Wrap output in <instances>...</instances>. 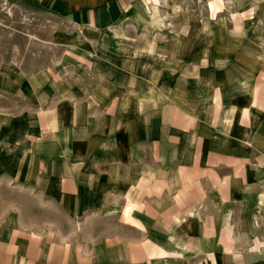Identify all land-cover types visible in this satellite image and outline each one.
<instances>
[{
	"label": "crops",
	"instance_id": "1",
	"mask_svg": "<svg viewBox=\"0 0 264 264\" xmlns=\"http://www.w3.org/2000/svg\"><path fill=\"white\" fill-rule=\"evenodd\" d=\"M29 1L101 32L162 0ZM253 49L232 100L141 92L121 109L111 102L104 122L74 107L66 126L81 132L82 154L68 155L82 165L52 154L30 182L79 216L70 222L82 234L25 233L0 219V264H264V238L246 246L237 235L264 200V52Z\"/></svg>",
	"mask_w": 264,
	"mask_h": 264
},
{
	"label": "rangeland",
	"instance_id": "2",
	"mask_svg": "<svg viewBox=\"0 0 264 264\" xmlns=\"http://www.w3.org/2000/svg\"><path fill=\"white\" fill-rule=\"evenodd\" d=\"M134 14L98 32L29 0H0V219L7 224L25 233L82 234L70 222L79 216L30 182L52 154L82 165L71 156L82 154L81 132L66 126L74 107L104 122L111 102L121 109L141 92L172 95L182 87L204 100L217 91L232 100L244 92L240 70L250 71L240 57L256 47L264 52V0H162ZM260 204L255 225L236 228L246 246L264 238Z\"/></svg>",
	"mask_w": 264,
	"mask_h": 264
}]
</instances>
